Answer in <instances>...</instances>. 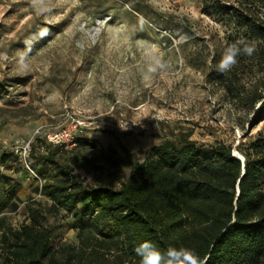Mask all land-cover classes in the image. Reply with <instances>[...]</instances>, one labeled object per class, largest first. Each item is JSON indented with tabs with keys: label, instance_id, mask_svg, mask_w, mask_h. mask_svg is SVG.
Instances as JSON below:
<instances>
[{
	"label": "rangeland",
	"instance_id": "rangeland-1",
	"mask_svg": "<svg viewBox=\"0 0 264 264\" xmlns=\"http://www.w3.org/2000/svg\"><path fill=\"white\" fill-rule=\"evenodd\" d=\"M215 1L0 0V155H8L0 216L10 226L28 222V206L41 207L51 245L77 243L72 213L47 212L26 167H39L34 157L46 149L71 166L75 158L86 184L118 187L128 160L142 161L152 146L224 143L234 154L254 140L264 128L261 103L246 105L216 80L232 30ZM241 73L247 84L258 77L249 66ZM63 129L72 142L44 145ZM31 142L38 148L28 154Z\"/></svg>",
	"mask_w": 264,
	"mask_h": 264
},
{
	"label": "trees",
	"instance_id": "trees-1",
	"mask_svg": "<svg viewBox=\"0 0 264 264\" xmlns=\"http://www.w3.org/2000/svg\"><path fill=\"white\" fill-rule=\"evenodd\" d=\"M220 1L214 4L232 30L228 44L243 37L256 51L216 80L246 105L260 102L264 119V0ZM245 66L255 69L254 82H242ZM36 148L31 142L28 154ZM236 150L243 164L224 143L205 151L188 140L164 142L147 149L140 162L129 159L130 172L118 187L88 185L74 172L75 158L71 166L54 151L39 152V167L27 164L38 181L34 191L50 202L47 212L72 213L77 243L54 248L42 208L28 206V222L18 228L0 216V264H139L134 249L144 241L162 252L187 247L206 264H264V128ZM100 155L109 165L118 163L109 153ZM7 159L0 155V166ZM17 208L10 204V211Z\"/></svg>",
	"mask_w": 264,
	"mask_h": 264
},
{
	"label": "clouds",
	"instance_id": "clouds-1",
	"mask_svg": "<svg viewBox=\"0 0 264 264\" xmlns=\"http://www.w3.org/2000/svg\"><path fill=\"white\" fill-rule=\"evenodd\" d=\"M255 51V47L245 38H237L224 47L216 70L220 73H227L239 63L241 56L252 57ZM156 63L159 67L164 66L161 61ZM156 70V67H150V71L155 72ZM134 251L140 257L139 264H206L197 252L187 247L170 246L162 252L151 241H144L136 246Z\"/></svg>",
	"mask_w": 264,
	"mask_h": 264
},
{
	"label": "built area",
	"instance_id": "built-area-1",
	"mask_svg": "<svg viewBox=\"0 0 264 264\" xmlns=\"http://www.w3.org/2000/svg\"><path fill=\"white\" fill-rule=\"evenodd\" d=\"M47 139L51 144H59V145H62L65 142H72L74 140L73 136L71 135V131L66 129H63L58 133H52L48 135ZM27 149L29 150V146L27 147ZM30 171L33 172L32 170Z\"/></svg>",
	"mask_w": 264,
	"mask_h": 264
},
{
	"label": "water",
	"instance_id": "water-1",
	"mask_svg": "<svg viewBox=\"0 0 264 264\" xmlns=\"http://www.w3.org/2000/svg\"><path fill=\"white\" fill-rule=\"evenodd\" d=\"M233 156H236L241 162H242V164L244 163V158H243V156H239L238 154H233ZM242 172H243V169H242ZM237 191H238V189H237Z\"/></svg>",
	"mask_w": 264,
	"mask_h": 264
}]
</instances>
